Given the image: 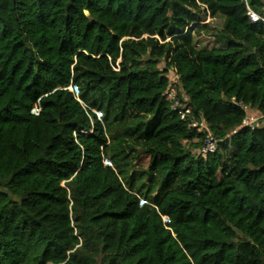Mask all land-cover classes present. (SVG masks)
Returning <instances> with one entry per match:
<instances>
[{
    "label": "trees",
    "instance_id": "trees-1",
    "mask_svg": "<svg viewBox=\"0 0 264 264\" xmlns=\"http://www.w3.org/2000/svg\"><path fill=\"white\" fill-rule=\"evenodd\" d=\"M199 16L222 20L215 47ZM246 112L264 116V24L243 0H0V264H264Z\"/></svg>",
    "mask_w": 264,
    "mask_h": 264
},
{
    "label": "built area",
    "instance_id": "built-area-1",
    "mask_svg": "<svg viewBox=\"0 0 264 264\" xmlns=\"http://www.w3.org/2000/svg\"><path fill=\"white\" fill-rule=\"evenodd\" d=\"M245 3L246 7V16L250 20L252 24H256L258 22H262L264 24V18H261L257 16L248 6L247 2L248 0H243ZM168 100L172 102L171 104V109L175 110L181 121H185L188 123L187 127L188 128H196L198 127L199 129H204V124L201 123H196L195 121L192 120L191 116V110L180 104L177 100H174L172 94H168ZM238 107L242 108L244 111H247V108L242 106L241 104H236ZM247 113V112H246ZM259 119L264 120V116H261L257 118L255 115H250L247 113V116L245 119L242 121V127H249V126H254L257 122H259ZM217 141L211 136V134L207 133L204 136L203 142L199 148V154L206 156L208 154H213L216 151L217 148Z\"/></svg>",
    "mask_w": 264,
    "mask_h": 264
},
{
    "label": "rangeland",
    "instance_id": "rangeland-1",
    "mask_svg": "<svg viewBox=\"0 0 264 264\" xmlns=\"http://www.w3.org/2000/svg\"><path fill=\"white\" fill-rule=\"evenodd\" d=\"M201 24L205 25L207 27V31L206 33L201 34L200 36H194L193 37V44L195 45V47H197L198 49L201 48H207L210 49L212 47H215V43L212 39V34L218 33L221 30V25H222V20L220 19H211L209 16L203 17V16H199ZM143 38H146V36H143ZM170 38H167L165 40V42H169ZM119 64V61H117V65ZM170 78H171V82L175 83L177 81V77L174 75V72L171 70L170 71ZM68 90L70 92H72L75 96L77 94V91L75 88L69 87ZM168 94H174L173 96H175V93L173 92H169ZM36 110H32V113H36ZM96 117L98 119H100L101 115L96 113ZM228 145V149L231 148L232 146V141L228 140L227 142ZM105 165H109L106 161L104 162ZM144 202L141 200L140 204H143Z\"/></svg>",
    "mask_w": 264,
    "mask_h": 264
},
{
    "label": "water",
    "instance_id": "water-1",
    "mask_svg": "<svg viewBox=\"0 0 264 264\" xmlns=\"http://www.w3.org/2000/svg\"><path fill=\"white\" fill-rule=\"evenodd\" d=\"M84 15H85V16H87V15H88V13L85 11V12H84ZM164 221H166V220H164Z\"/></svg>",
    "mask_w": 264,
    "mask_h": 264
},
{
    "label": "crops",
    "instance_id": "crops-1",
    "mask_svg": "<svg viewBox=\"0 0 264 264\" xmlns=\"http://www.w3.org/2000/svg\"><path fill=\"white\" fill-rule=\"evenodd\" d=\"M263 14H264V8H263Z\"/></svg>",
    "mask_w": 264,
    "mask_h": 264
}]
</instances>
